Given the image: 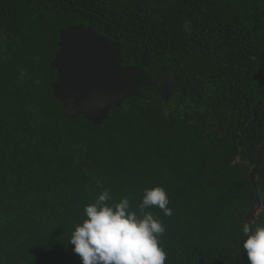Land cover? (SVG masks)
Masks as SVG:
<instances>
[{
	"label": "trees",
	"instance_id": "1",
	"mask_svg": "<svg viewBox=\"0 0 264 264\" xmlns=\"http://www.w3.org/2000/svg\"><path fill=\"white\" fill-rule=\"evenodd\" d=\"M91 27L121 46V65L180 87H144L101 125L67 118L49 67L59 31ZM264 0H0V264H82L69 243L105 189L151 212L165 264H249L242 225L255 197L264 224Z\"/></svg>",
	"mask_w": 264,
	"mask_h": 264
},
{
	"label": "water",
	"instance_id": "2",
	"mask_svg": "<svg viewBox=\"0 0 264 264\" xmlns=\"http://www.w3.org/2000/svg\"><path fill=\"white\" fill-rule=\"evenodd\" d=\"M58 51L49 67L55 70V81L49 87L66 111L67 118L83 115L93 125H101L111 108H120L130 97L139 96L144 87L162 83L160 98L168 101L180 87L170 66L160 68L151 80L142 69L121 65V46L91 27L68 26L59 31ZM264 157V139L256 152V163L248 178L255 191L256 168ZM260 209L256 196L245 221L255 223Z\"/></svg>",
	"mask_w": 264,
	"mask_h": 264
},
{
	"label": "clouds",
	"instance_id": "3",
	"mask_svg": "<svg viewBox=\"0 0 264 264\" xmlns=\"http://www.w3.org/2000/svg\"><path fill=\"white\" fill-rule=\"evenodd\" d=\"M111 200L110 190H103L74 226L69 243L82 264H165L167 254L159 243L165 228L146 209L158 207L171 216L166 191L160 186L145 189L138 213L130 210L127 197ZM241 231L249 264H264V224L245 221Z\"/></svg>",
	"mask_w": 264,
	"mask_h": 264
},
{
	"label": "flooded vegetation",
	"instance_id": "4",
	"mask_svg": "<svg viewBox=\"0 0 264 264\" xmlns=\"http://www.w3.org/2000/svg\"><path fill=\"white\" fill-rule=\"evenodd\" d=\"M173 97V96H172Z\"/></svg>",
	"mask_w": 264,
	"mask_h": 264
}]
</instances>
